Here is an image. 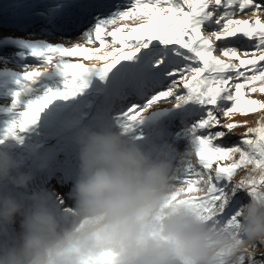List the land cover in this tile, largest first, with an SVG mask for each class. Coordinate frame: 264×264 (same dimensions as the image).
Masks as SVG:
<instances>
[{"label":"snow or ice","instance_id":"obj_1","mask_svg":"<svg viewBox=\"0 0 264 264\" xmlns=\"http://www.w3.org/2000/svg\"><path fill=\"white\" fill-rule=\"evenodd\" d=\"M70 6L57 3L46 18L54 21ZM95 7L74 39L51 43L0 33V51L17 50L11 60L21 68L0 70V89L12 86L7 111L15 114L5 138L34 125L55 100L82 92L94 75L111 77L117 93L143 97L142 104L133 102L121 113L125 132L164 108L162 103L194 102L201 111L189 129L192 149L183 176L176 177L181 191L175 196L211 223L235 228L245 203L239 194L247 200L253 195L235 177L249 167L264 169V98H253L264 97V0H101ZM0 61L6 65L9 58L0 55ZM254 113L260 114L255 126L233 119ZM240 127L246 131L226 144ZM246 177L241 183L249 189L264 187V176L248 171ZM241 259L264 264V251ZM101 264H111L110 258Z\"/></svg>","mask_w":264,"mask_h":264},{"label":"clouds","instance_id":"obj_2","mask_svg":"<svg viewBox=\"0 0 264 264\" xmlns=\"http://www.w3.org/2000/svg\"><path fill=\"white\" fill-rule=\"evenodd\" d=\"M127 133L81 131L75 207L68 214L38 196L22 198L19 190L30 189L35 176L0 152V264H101L105 258L111 264H242L243 256L257 255V245L264 246V187L249 189L241 183L246 176L235 180L253 195L235 228L213 224L175 196L181 188L170 150ZM248 171L264 176V169ZM7 185L17 192L5 191Z\"/></svg>","mask_w":264,"mask_h":264},{"label":"rangeland","instance_id":"obj_3","mask_svg":"<svg viewBox=\"0 0 264 264\" xmlns=\"http://www.w3.org/2000/svg\"><path fill=\"white\" fill-rule=\"evenodd\" d=\"M46 2V3H45ZM69 3L72 6L67 7L59 12L57 21H62L63 26L58 29L57 23L49 22L48 19L43 23H37L31 31L22 30H3L0 33L14 37H27L31 39H45L51 43L62 42L69 37L75 38L76 34L67 36L62 32L64 29L74 25L84 26L91 20L92 14L96 11V5L101 0H34L32 7L34 13L45 12L57 3ZM109 3H115L116 0H106ZM47 6V8L45 6ZM243 15V14H242ZM243 18H247L246 16ZM40 24V25H39ZM241 47L244 44L240 45ZM15 49L9 48L3 50L0 55L9 58L5 65L0 61V70L4 67L19 71V65L11 60L15 55ZM85 64L97 63L102 65L103 61H87L77 58ZM35 65L34 59L27 61ZM0 89V152H9L17 161V166L21 171H31L35 179L33 184H37L39 192L44 188L42 179H49L51 186L50 201L54 203L65 198L62 211L70 213L75 207V200L72 195L75 182L69 180L61 185V180L66 179V165L78 166V144L77 138L82 130L92 128L100 129L104 127L112 128L124 132V127L120 121L121 113L127 106L133 102L143 103V97L126 95L114 91L111 77L101 79L94 75L89 78V85L82 92L74 97L67 99H57L49 105L40 115L38 121L29 126L26 131L18 132L17 137L8 136L5 138L6 130L9 123L15 118L14 113L7 111L10 107L12 97L8 94L11 90ZM253 98H264L253 96ZM160 109L153 110L147 114L142 123L134 126L133 130L128 131V135L133 139L145 142L148 146H155L170 150V156L176 167V176L181 177L184 174L185 160L184 157L192 149V138L189 132L191 125L194 123L199 112L200 105L192 102L181 107H171L170 104H161ZM235 121H248V126H255L256 121L260 119V114L254 113L247 116L236 114ZM246 131L245 127L236 129V133L225 138L226 144H233L237 141L240 133ZM239 158L238 155L236 157ZM193 161L196 158L192 157ZM250 168V167H249ZM78 169V168H77ZM248 174V170L240 171L235 177L239 180ZM32 184V185H33ZM36 187L31 186L26 191L35 194ZM240 200L248 201L246 193H240ZM18 226L19 220L17 221ZM260 252L264 251V246L259 247Z\"/></svg>","mask_w":264,"mask_h":264},{"label":"bare ground","instance_id":"obj_4","mask_svg":"<svg viewBox=\"0 0 264 264\" xmlns=\"http://www.w3.org/2000/svg\"><path fill=\"white\" fill-rule=\"evenodd\" d=\"M46 3V2H45ZM34 5V0H0V29L5 28V26H9L12 28H16L19 30H33L37 23H43V21L47 20V9L44 16L40 15V13H34L32 10V6ZM45 6V5H44ZM47 8V6H45ZM59 14V13H58ZM57 14V15H58ZM50 21L47 22V25ZM53 23H57V27L60 29L63 26L62 21H57V16ZM40 25V24H39ZM10 48V47H9ZM6 48L4 50H8ZM1 52V51H0ZM3 52V51H2ZM78 166L74 165H66L65 174H61V176H66V179H62L61 185L68 184L69 180L73 179V182L76 181L78 177ZM49 179L46 177L42 179L44 183V188L41 192L37 187V184H33L32 186L36 187L35 194L32 195V192L26 190H19L18 194L22 196V198L26 200H32L37 196L42 199L44 202L48 203L51 207L57 210L58 213L67 214V212L62 211V206L66 203L65 198L58 199L55 203L54 201H50L49 196L51 195V186H49ZM5 191H13L17 192L14 186L7 185L4 187ZM15 229L18 231L19 226L16 223L14 225Z\"/></svg>","mask_w":264,"mask_h":264}]
</instances>
